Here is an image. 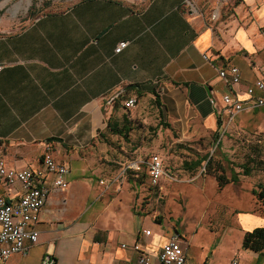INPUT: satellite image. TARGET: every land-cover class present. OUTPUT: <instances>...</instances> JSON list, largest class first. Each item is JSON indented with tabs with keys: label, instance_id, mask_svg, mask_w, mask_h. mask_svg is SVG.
<instances>
[{
	"label": "crops",
	"instance_id": "0c3cea01",
	"mask_svg": "<svg viewBox=\"0 0 264 264\" xmlns=\"http://www.w3.org/2000/svg\"><path fill=\"white\" fill-rule=\"evenodd\" d=\"M187 6V0H79L37 15L18 32L0 31V157L13 168L40 169L49 151L69 168L68 188L53 192L39 215L38 243L4 264H42L47 255L55 264H134L136 243L160 264L161 248L176 235L187 243L188 264H264V254L243 249L245 234L260 226L224 213L264 219L256 199L245 210L221 205L203 218L206 198L214 203L208 185L216 194L240 195L246 190L237 188L250 176L222 190L205 174L172 183L164 192L173 199L165 209L169 217L160 221L146 200L152 186H141L144 171L139 181L129 175L121 187L108 185L130 160L162 149V135L170 145L243 134L256 115L264 125V108L230 121L223 102L228 93L245 100L264 71V0H239L214 23ZM122 42L128 47L116 53ZM230 66L242 77L232 87L219 75ZM129 85L139 88L115 103ZM132 96L138 104L128 110L124 103ZM123 127L130 128L126 139L113 131ZM154 127L162 140L136 141ZM52 137L61 140L48 142ZM245 162L233 163L237 173ZM21 195L20 183L0 182V196L16 201Z\"/></svg>",
	"mask_w": 264,
	"mask_h": 264
},
{
	"label": "built area",
	"instance_id": "2783aa9c",
	"mask_svg": "<svg viewBox=\"0 0 264 264\" xmlns=\"http://www.w3.org/2000/svg\"><path fill=\"white\" fill-rule=\"evenodd\" d=\"M187 2L191 5L189 0ZM128 45V42L120 43L115 52L121 53ZM205 58L208 59L207 56ZM219 75L229 87L242 81L240 69L236 66L220 69ZM162 90L161 87H158L159 94L163 92ZM246 94L245 100L240 99L234 93L223 96L225 110L230 121H233L236 115L244 111L264 108V71L255 84L248 88ZM137 104V97L132 96L125 101L124 106L131 110ZM42 164L43 168L40 169H18L10 167L4 158L0 157V182L8 186L20 183L22 187V195L16 201H9L0 196V264H4L15 254H28L32 247L38 243L39 232L36 229V224L39 222V215L49 196L55 191H64L69 186L67 180L69 168L58 163L49 151L44 153ZM145 169H148L154 186L159 185L166 178L175 180L167 173L162 158L157 154H152L146 158L138 157L130 160L108 185L121 187L130 172L138 173ZM101 184L106 183L101 181ZM145 234L150 235V231H146ZM186 244V241L181 239L179 235L172 237L161 248L159 263L188 264ZM123 248H128V246L123 245ZM132 249L137 252L134 264H153L151 255L146 252L141 244H134ZM42 264H55V261L50 255H47ZM233 264H237V261H234Z\"/></svg>",
	"mask_w": 264,
	"mask_h": 264
},
{
	"label": "rangeland",
	"instance_id": "374dc122",
	"mask_svg": "<svg viewBox=\"0 0 264 264\" xmlns=\"http://www.w3.org/2000/svg\"><path fill=\"white\" fill-rule=\"evenodd\" d=\"M78 1L79 0H0V31L18 32L31 22L34 15L62 11ZM189 1L191 3V7L194 6V10L196 8V10L203 15L209 23H214L218 21L219 18L223 17L225 13H230L232 6L237 4L239 0ZM191 7L187 6V11H189ZM148 116L152 117V122L154 121V123L155 120H158V118L154 117V115ZM156 123H158V121H156ZM154 129L150 130L148 135L143 133L136 135V141L140 143L143 137L145 139L150 137L152 141H159L161 139L158 134L159 127H154ZM162 139V149L149 151L145 150L142 155L143 158L152 154L159 155L164 160V165L168 171L167 173L170 174L171 177L175 178V180L166 178V180L161 181L159 185L154 186L150 178H146L149 174L148 169H145L144 171L145 175H147L143 177L144 179H141L143 184L141 186H143V188H151L152 186L153 188L152 194L146 200L149 199V203L153 205L152 214L156 218V221H160L164 218L168 219L169 217V213L167 212L168 209L166 207L170 205L173 199L166 196L164 192H166L172 183L180 182L186 178L192 179L197 177V175L198 179L201 178V180H203L205 178L201 169L196 173L186 172L183 169V162L196 160L198 157H204L208 154H213L214 157L220 159V157H222L221 155L225 153L234 164L241 162L242 159L247 161L246 157L250 154L255 159L256 163L253 166L255 168L252 175L245 179L243 184L240 186L241 188H237V190H246L242 191V194L240 195L235 194L232 191L230 192V190L226 192L224 191L225 193L222 192L216 194L208 185V193L210 199L214 200V203L211 207V203L206 198L205 204H207V207L203 218L206 217L209 212H214L215 209L221 205H227L229 207L234 206L235 208L240 207L242 210L248 208L252 202L253 206L255 205V198L250 193L252 189L256 188V186L260 183L264 184V125L257 115L253 117L250 124H248L247 130L240 135H237L236 133H220L217 135L216 139L213 136H209L184 142L170 140V145L166 144L167 141L165 135H162ZM225 142L228 147L233 145L232 149H227L226 147L223 148L225 146ZM224 149H226V151ZM228 173L230 174V172ZM128 179L130 180L134 178L130 175ZM244 185L245 187H242ZM254 208L257 212H262L261 214L264 213V207L260 204L257 203ZM165 209H167L166 212ZM218 209L222 208L219 207ZM224 213L225 216L229 217L233 222H239V218L244 217L243 222H245V224H248L246 223L247 220L252 222L251 226L262 227L264 224V219L262 217L254 215L251 217H246V215L237 216L234 214H228L226 211ZM217 216H220L219 212H217ZM204 224L201 225L202 228H205ZM229 247V250L231 249L230 251L236 249L235 241H231L229 243ZM242 253L245 254L246 252L243 250Z\"/></svg>",
	"mask_w": 264,
	"mask_h": 264
},
{
	"label": "trees",
	"instance_id": "16d2710c",
	"mask_svg": "<svg viewBox=\"0 0 264 264\" xmlns=\"http://www.w3.org/2000/svg\"><path fill=\"white\" fill-rule=\"evenodd\" d=\"M37 15L39 14L34 15L32 20ZM123 98H125L124 95L120 96L115 100V103H117ZM168 126L169 125H166V127ZM124 129L125 127H123L121 131H119L118 129H114L113 131L115 134H119L126 139L128 138V133L130 131V128L125 129V133H124ZM255 163L256 161L252 157V155L250 154L247 155V161L245 162V164L236 166L242 169V173H237L234 169L235 165H233V162L228 161L226 157L217 159L216 157H214L213 154L211 155L208 154L204 157H198L196 160L184 161L183 169L187 172H193V173H196L201 169L203 174L215 177L218 182L219 189L222 190L225 186H227L230 183L237 184L240 181L239 179L240 175L251 176L255 168L253 167ZM227 164H230L232 167L227 168ZM228 170H230L231 173L230 177L227 175ZM142 172L143 171H140L138 173L130 172L129 175L135 177L138 176L136 177V179H138L139 181V179L142 177L141 176ZM252 195L256 199L257 203L264 207L263 183H260L259 185L256 186V188L252 189ZM262 215H264V213ZM243 249L259 254H264V227H257L245 234L243 240Z\"/></svg>",
	"mask_w": 264,
	"mask_h": 264
},
{
	"label": "water",
	"instance_id": "95a60500",
	"mask_svg": "<svg viewBox=\"0 0 264 264\" xmlns=\"http://www.w3.org/2000/svg\"><path fill=\"white\" fill-rule=\"evenodd\" d=\"M135 88L137 89V88H139V86H138V85H129V86L125 87V88L122 90L121 93H118V94L113 98V100H115L116 98H119V97H120L124 92H126L127 90L135 89ZM59 140H61V139H59V138H55V137H52V138L48 139V142L59 141Z\"/></svg>",
	"mask_w": 264,
	"mask_h": 264
}]
</instances>
